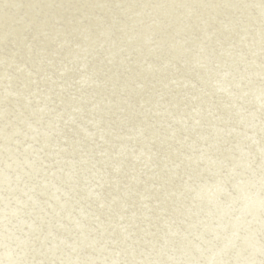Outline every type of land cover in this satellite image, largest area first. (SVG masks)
I'll use <instances>...</instances> for the list:
<instances>
[{
    "label": "rangeland",
    "instance_id": "1",
    "mask_svg": "<svg viewBox=\"0 0 264 264\" xmlns=\"http://www.w3.org/2000/svg\"><path fill=\"white\" fill-rule=\"evenodd\" d=\"M44 1L0 0V264H264V0Z\"/></svg>",
    "mask_w": 264,
    "mask_h": 264
},
{
    "label": "bare ground",
    "instance_id": "2",
    "mask_svg": "<svg viewBox=\"0 0 264 264\" xmlns=\"http://www.w3.org/2000/svg\"><path fill=\"white\" fill-rule=\"evenodd\" d=\"M44 5H48V0H45V1H44ZM21 48H22V47H21ZM190 51H191V50H190ZM19 155H20V154L16 155V157H19ZM20 156H21V155H20ZM26 159H27V158H26ZM23 161H24V160H23ZM21 162H22V161H21ZM24 166H25V165H24ZM20 169H22V168H20ZM20 169H19V170H20ZM23 169H25V168H23ZM19 170H18V171H19ZM25 171H27V169H25ZM30 172H31V171H30ZM15 173L17 174V171H16ZM19 173H20V171L18 172V174H19ZM28 173H29V170H28ZM16 174H15V175H16ZM18 174H17V175H18ZM19 175H20V174H19ZM20 176L22 177V172H21V175H20ZM18 177H19V176H18ZM21 177H20V178H21ZM16 178H17V177H16ZM20 178H19V179H20ZM19 179H18V180H19ZM21 179H22V178H21ZM20 181H21V180H20ZM18 182H19V181H18ZM12 185H13V184H12ZM30 191H31V190H30ZM36 191H37V190H36ZM28 192H29V191H28ZM24 193H25V192H24ZM35 195H36V193H35ZM33 196H34V195H33ZM20 197H21V195H20ZM23 197H24V196H23ZM38 197L40 198V196H38ZM30 202H31V201H30ZM35 205H36V201L32 202V203L29 205V209H32ZM26 218H27V217H26Z\"/></svg>",
    "mask_w": 264,
    "mask_h": 264
}]
</instances>
